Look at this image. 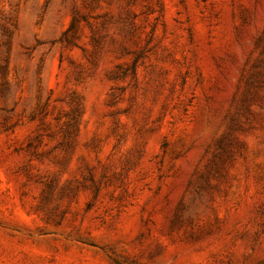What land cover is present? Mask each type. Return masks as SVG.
Instances as JSON below:
<instances>
[{"label": "rangeland", "instance_id": "1", "mask_svg": "<svg viewBox=\"0 0 264 264\" xmlns=\"http://www.w3.org/2000/svg\"><path fill=\"white\" fill-rule=\"evenodd\" d=\"M0 264H264V0H0Z\"/></svg>", "mask_w": 264, "mask_h": 264}]
</instances>
